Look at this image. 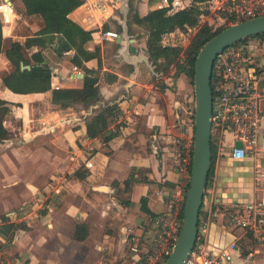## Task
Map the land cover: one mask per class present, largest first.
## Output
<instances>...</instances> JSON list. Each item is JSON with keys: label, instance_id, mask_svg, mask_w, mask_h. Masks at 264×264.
Segmentation results:
<instances>
[{"label": "crops", "instance_id": "1", "mask_svg": "<svg viewBox=\"0 0 264 264\" xmlns=\"http://www.w3.org/2000/svg\"><path fill=\"white\" fill-rule=\"evenodd\" d=\"M128 2V25L135 14L160 5L158 0ZM10 5L11 0L1 10L4 16L11 12ZM118 5V0H84L68 12L80 26L92 30L84 46L99 53V67L97 56L84 61L98 67L100 96L92 104L74 99L62 107L51 100L53 89L82 88V71L78 67V74L70 61L73 49L60 56L45 52L53 71L46 89L36 88L30 80L21 90H12L0 77V97L8 105L2 118L6 135L0 138V227L5 220L17 223L9 236V231L0 232V264H139L169 193L178 182L184 188L185 178L175 168L174 147L179 118L193 110V85L185 72L174 74L173 65L167 72L154 71L141 60L135 69L121 57L118 36L98 37L106 28L119 35ZM19 6L23 11L20 0ZM27 15L34 16L28 22L30 35L41 18ZM175 30L180 28L172 27L163 41L174 43L167 41V33ZM3 34L5 38L10 33ZM130 34L128 52L148 56L145 36ZM254 39L249 41L259 65L256 85L262 112L257 151L233 157L227 145L221 151L213 147V167L200 209V213L220 209L208 224L205 249H219L236 239L244 253L251 252L247 257L234 255L227 264H264V236L226 225L221 213L235 199H264V51L259 38ZM9 66L7 60L5 68ZM105 71L116 78H106ZM111 101H117L120 113L106 129L117 128V133L109 140L100 134L88 136L85 119ZM77 222L86 226L80 230H86L83 238L74 234Z\"/></svg>", "mask_w": 264, "mask_h": 264}, {"label": "built area", "instance_id": "2", "mask_svg": "<svg viewBox=\"0 0 264 264\" xmlns=\"http://www.w3.org/2000/svg\"><path fill=\"white\" fill-rule=\"evenodd\" d=\"M169 9L186 6L190 0H158ZM209 7L218 17L228 22L264 14V0H209ZM204 18L205 14L201 13ZM190 28V27H188ZM114 29H102L100 39L117 37ZM256 54L248 38L238 39L220 49L211 66L210 86L212 107L210 114V140L216 151L227 145L233 157L254 155L257 151L258 132L262 112L258 106L261 90L256 85ZM72 68L78 71L76 64ZM193 110L191 115L179 118L180 134L176 138L174 156L175 168L181 177L189 178L188 164L191 160L193 143ZM236 139L241 141L235 145ZM181 183L169 193L167 207L156 217V229L152 239L140 256L139 264H162L177 238L183 208ZM211 207L200 213L197 221L195 243L181 264H227L234 255L250 256L244 253L236 239L229 240L219 249H205V239L210 220L219 213ZM223 222L229 226H241L255 237L264 236V199L248 201L235 199L221 209ZM132 248H136L133 244ZM200 257V260L197 257Z\"/></svg>", "mask_w": 264, "mask_h": 264}, {"label": "trees", "instance_id": "3", "mask_svg": "<svg viewBox=\"0 0 264 264\" xmlns=\"http://www.w3.org/2000/svg\"><path fill=\"white\" fill-rule=\"evenodd\" d=\"M13 1V0H11ZM25 14H37L41 18V25L33 34L26 35L23 40L10 39L6 46H3L4 34L2 17L0 12V53H3L9 62V68L1 73L3 84L12 90H21L23 85L34 80L36 88L46 89L49 87L52 68L46 57V49L49 48L56 56L73 49L70 61L80 67L82 71V88L56 89L51 92V100L65 107L78 99L81 103H92L100 96L97 79L99 53L96 48L88 49L84 41L91 37V29H86L76 23L68 16V12L84 0H20ZM209 12V0H190V3L177 9H169L166 5H158L147 9L143 13L135 14L133 24L128 25L130 32H136L137 36H145V45L149 59L154 64L155 71L167 72L170 65L174 67V74L183 71L192 83L194 62L196 53L201 44L216 33L225 25L212 29L207 21L199 23L201 13ZM188 28L196 26L185 46L179 43H168L163 41V35L172 27ZM258 37L264 51V30L247 37ZM239 39V40H240ZM36 46V48H34ZM92 56H97L98 67L88 66L84 61ZM21 63L29 66L21 67ZM259 65L256 62V69ZM105 71L106 78L114 79L116 74ZM8 105L6 100L0 97V138L6 135V129L2 124V118ZM120 113L117 101L105 102L100 108L95 109L86 119V133L88 136L100 134L103 140H109L117 133V128L106 129L110 120L116 118ZM193 115V114H192ZM210 166L205 179L213 167V144L210 140ZM191 162V160H190ZM190 162L188 169L190 171ZM188 185V178L186 187ZM204 185V186H205ZM186 189V188H185ZM184 190V198H185ZM202 204L200 206V209ZM199 209V212H200ZM199 218V213H198ZM2 219L5 216L2 215ZM17 223L14 221H3L0 232L8 236L13 233ZM83 222H77L74 226V234L77 238H83L86 230L80 232ZM250 233V231H249Z\"/></svg>", "mask_w": 264, "mask_h": 264}, {"label": "water", "instance_id": "4", "mask_svg": "<svg viewBox=\"0 0 264 264\" xmlns=\"http://www.w3.org/2000/svg\"><path fill=\"white\" fill-rule=\"evenodd\" d=\"M5 1L10 3V0ZM118 1V10L121 14L118 19L121 26L118 35V51L121 57L132 63L135 69L137 62L144 60L148 67L154 70V64L147 54L128 52V43L133 39L126 20L129 2L128 0ZM262 30H264V14L233 21L207 38L196 53L192 77L194 105L190 174L185 191L180 229L174 245L162 264H181L195 243L198 213L210 166V114L212 107L210 76L213 58L224 46ZM20 65L21 67L29 66L27 63ZM234 144L240 145L241 141L236 139ZM197 259L200 260V257L198 256Z\"/></svg>", "mask_w": 264, "mask_h": 264}, {"label": "rangeland", "instance_id": "5", "mask_svg": "<svg viewBox=\"0 0 264 264\" xmlns=\"http://www.w3.org/2000/svg\"><path fill=\"white\" fill-rule=\"evenodd\" d=\"M0 2H5V0H0ZM11 3H12V5H10L11 6L10 11L11 12L9 11L10 13L6 14V16H4V14L0 10L1 17H2L3 31L6 33H10L8 36H6L4 38V45H6L11 38H17V39L19 38V39L23 40L24 36L31 33V30L29 29L30 24H28V22H30V20L32 18L34 20V16L27 15L23 11H21V8L19 6V0H13V1H11ZM204 14H205L204 18L201 16L199 17V23H201L203 21H207L211 25L212 29H215L216 27H218L220 25H226V24L230 23L227 20L222 21L218 17L217 11H215V10L212 11L210 7H209V12L204 13ZM35 17H37L35 19L36 23H39L38 16H35ZM195 29H196V26H194V27L190 26V28L186 27V28H182L180 30H175V31H172L170 33H167V41L179 43L182 46H185L186 43L188 42L190 36L195 31ZM134 33H136V32H134ZM140 36H138V38ZM247 38L248 39L250 38V39H252V42H255L256 39H254V38H257V37L251 36V37H247ZM46 53L51 54L52 52L50 51L49 48H47ZM46 57H47V55H46ZM6 64H7V60H5L4 57L0 53V75L2 72L7 70V68H5ZM186 181H187V178L185 180L184 190H186L185 189L186 188ZM183 193H184V191H183Z\"/></svg>", "mask_w": 264, "mask_h": 264}, {"label": "bare ground", "instance_id": "6", "mask_svg": "<svg viewBox=\"0 0 264 264\" xmlns=\"http://www.w3.org/2000/svg\"><path fill=\"white\" fill-rule=\"evenodd\" d=\"M6 4L7 3H5V2H0V10L4 9V7H5Z\"/></svg>", "mask_w": 264, "mask_h": 264}]
</instances>
